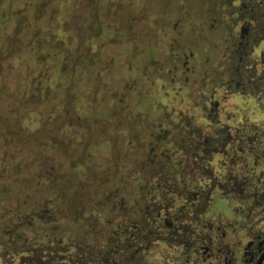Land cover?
I'll use <instances>...</instances> for the list:
<instances>
[{"label":"rangeland","instance_id":"374dc122","mask_svg":"<svg viewBox=\"0 0 264 264\" xmlns=\"http://www.w3.org/2000/svg\"><path fill=\"white\" fill-rule=\"evenodd\" d=\"M3 6L14 13L0 19L1 226L69 181L65 197L52 199L67 220L26 225V247L44 260L86 243L103 255L134 201L146 198L134 166L150 153L153 124L197 117L201 84L207 96L213 77L235 75L238 17L252 8L246 0H0V13ZM35 85L40 100H21ZM50 165L58 185L48 190Z\"/></svg>","mask_w":264,"mask_h":264},{"label":"flooded vegetation","instance_id":"af4514ba","mask_svg":"<svg viewBox=\"0 0 264 264\" xmlns=\"http://www.w3.org/2000/svg\"><path fill=\"white\" fill-rule=\"evenodd\" d=\"M246 2L254 10L243 7L238 17L245 28L233 43L235 75L213 77L207 96L201 81L197 117L153 124L150 153L134 166L146 198L134 201L110 248L99 255L86 243L66 257L42 259L23 233L28 217L41 221L40 202L6 230L0 219L1 263L264 264V0Z\"/></svg>","mask_w":264,"mask_h":264},{"label":"trees","instance_id":"16d2710c","mask_svg":"<svg viewBox=\"0 0 264 264\" xmlns=\"http://www.w3.org/2000/svg\"><path fill=\"white\" fill-rule=\"evenodd\" d=\"M3 8H4L3 11H1V13H0V19H1L2 15H3V18H2L3 21L2 22H6L10 18L11 19L13 18L12 15H13L14 11L12 12V10H10V12H9V9H8L9 6H3ZM15 20H16V23H15L16 24V28H17V30H19L20 25H21V21L18 19V17H15ZM15 20H14V22H15ZM100 35H101L100 31H95V32H93L92 36H93V38H96V37H100ZM39 41H40V35H39V38H38V42ZM98 45H99V48H100V44H97V46ZM33 48H34L33 50H36L37 46H34ZM99 48H97L98 51H100ZM82 74H83V71H82ZM40 86H42V85H38V86L35 85V87H33L34 90H32L30 94H27L26 91H25L26 94L25 93H21L22 96L20 97V99L21 100L26 99L27 102H37V100L39 101L40 100V94H41V92H39L40 91ZM36 93H37V95H36ZM91 121H93V119L88 120V122H90V123H91ZM51 170H53V169H51ZM54 177H57V175H55V171H51V172H47V173L43 174L44 180H47V183H49L50 185L53 183ZM57 179H58V177H57ZM64 183H65V188L63 190H61V189H59V187L61 185L59 187H57L56 188V192L54 193V195L50 196L47 199L46 203L41 204V207L39 208V210L37 209L38 211H36V213L41 216V222L45 226L48 225V224H52V226H54L55 221H53L51 217L54 216L55 214H59V211L55 207V206H57L56 205L57 203L56 204L54 203L55 206H52V199H55V198L58 199V198L65 197L66 192L68 191V189L70 188L71 185H70L69 181H66ZM50 185H49V187L47 186L48 190H51V188L53 187V185H51V186ZM83 191H84L83 188L82 189L80 188V190L77 192L76 196L77 197L82 196ZM30 216H32V215H30ZM36 220H35V218L33 216L32 217H28L27 220H26L27 227L28 226L29 227H35L36 226Z\"/></svg>","mask_w":264,"mask_h":264}]
</instances>
